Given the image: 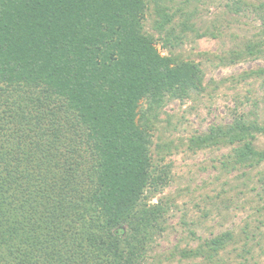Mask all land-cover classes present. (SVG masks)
Here are the masks:
<instances>
[{"label": "trees", "instance_id": "trees-1", "mask_svg": "<svg viewBox=\"0 0 264 264\" xmlns=\"http://www.w3.org/2000/svg\"><path fill=\"white\" fill-rule=\"evenodd\" d=\"M164 2L0 0V264L146 262L170 211L167 198L152 201L171 179L165 155L152 153L154 120L167 100L206 88L201 62L180 48L188 33L209 32ZM150 5L156 36L145 27ZM226 6L252 11L261 25L214 55L216 65L264 57V1ZM247 78L264 91V64L231 79ZM251 106L191 134L187 147H227L212 159L222 172L258 168L264 120ZM252 234L241 241L222 231L181 255L228 264L221 252L239 244L242 258H254L263 247L249 243Z\"/></svg>", "mask_w": 264, "mask_h": 264}, {"label": "rangeland", "instance_id": "rangeland-1", "mask_svg": "<svg viewBox=\"0 0 264 264\" xmlns=\"http://www.w3.org/2000/svg\"><path fill=\"white\" fill-rule=\"evenodd\" d=\"M164 1L170 11L181 8L183 12H191L190 20L195 28L209 32L193 40V33H188L189 39L180 48L182 53L201 62L206 88L201 94L182 101L167 100L154 120L152 153L155 157L165 155L161 162L171 164V179L152 201L167 198L170 211L166 227L156 236L144 264H198L199 258L183 257L181 250L195 247L203 238L226 230H232L241 241L245 234L249 238L253 233L249 243H258L264 249V181L258 179L264 177V162L245 174L240 168L222 172L218 162L212 159L220 158L227 147L214 151H193L187 147L191 134L204 131L210 123L231 121L234 110L236 113L246 111L252 107V101L257 102L258 118L264 120V91L260 88V79L247 78L239 82L231 79L243 70L263 65L264 57L231 65H216L213 58L253 38L260 30L261 21L252 11H229L228 0ZM178 17L176 14L174 18ZM153 18L150 5L145 27L156 36L151 27ZM258 143L264 145V137L260 136ZM235 246H227L220 254L228 264H264V250H259V245L252 252L254 258L247 260L241 256L244 252L240 245Z\"/></svg>", "mask_w": 264, "mask_h": 264}]
</instances>
